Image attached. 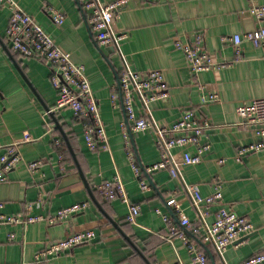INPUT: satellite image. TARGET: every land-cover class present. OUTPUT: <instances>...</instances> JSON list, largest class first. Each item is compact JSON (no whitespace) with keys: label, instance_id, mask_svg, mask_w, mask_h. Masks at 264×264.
<instances>
[{"label":"crops","instance_id":"obj_1","mask_svg":"<svg viewBox=\"0 0 264 264\" xmlns=\"http://www.w3.org/2000/svg\"><path fill=\"white\" fill-rule=\"evenodd\" d=\"M109 3L114 0H101ZM17 4L48 32L72 60L84 64L106 128L109 150H91L82 127L70 108L55 110L57 93L51 82L52 66L36 58H25L12 49L6 36L11 10L0 7V155L19 143L22 160L0 181V214L30 213L45 216L33 222L0 221V264H195L188 245L177 237L168 240L169 226L160 208L171 214L166 200L176 196L193 222L211 223L217 204L196 205L190 187L203 195L212 194L221 182L223 203L253 222L255 229L231 245L223 254L210 240L190 231L188 237L203 248L210 264H238L264 252V150L240 161L238 148L257 139L241 123L237 107L264 97V48L250 41L241 44L236 55L225 37L244 34L264 25L250 11L264 0H128L112 23L115 32L127 33L119 45H101L88 23V12L79 0H16ZM53 6L66 14L58 24L46 10ZM198 32L204 47L221 68L191 74L184 52L175 41L192 42ZM130 68L137 71L160 69L169 86L170 97L144 104L137 109L153 126L131 131L139 164L144 167L161 159L155 126L171 125L185 108L195 110L209 126L203 139L210 151L198 164H185L184 153H196L194 145L175 147L170 168L144 172L151 189L143 191L135 176L125 147L123 124L127 125L119 79ZM200 85L203 88H200ZM216 92L220 99L203 101V94ZM113 94H118L113 99ZM26 132L31 142H21ZM61 138V139H60ZM60 140L65 143L61 148ZM42 160L32 173L29 162ZM224 160V162H221ZM119 177L129 201L105 196L98 185ZM89 202L83 210L55 223L48 221L64 207ZM131 204L141 213L135 223L127 219ZM204 213V214H203ZM94 238L62 254L37 259L50 243L83 230Z\"/></svg>","mask_w":264,"mask_h":264},{"label":"built area","instance_id":"obj_2","mask_svg":"<svg viewBox=\"0 0 264 264\" xmlns=\"http://www.w3.org/2000/svg\"><path fill=\"white\" fill-rule=\"evenodd\" d=\"M127 2L128 0H114L109 3H103L101 0H79L81 7L88 12V23L101 45H119L126 38L127 33L115 32L112 23L116 17H119L122 7ZM0 7H8L11 10L6 36L12 49L25 58L44 60L52 66L51 82L57 93L55 110L70 108L74 112L75 118L82 127L86 143L91 150H109L106 128L97 98L87 78L85 65L74 62L70 54L63 50L33 16L17 4L16 0H0ZM46 10L58 24L65 21L66 14L62 10L53 6H46ZM250 11L259 21H264V3L252 5ZM225 39L233 44L237 56L242 54L241 44L244 41H250L255 46L264 48V25L242 35L235 34L225 37ZM175 46L184 52L189 70L193 75L203 70L221 68L226 65L215 61L205 49L202 32H198L192 42L177 39ZM119 87L129 122L127 125L125 122L123 124L125 147L139 186L143 191L151 189V184L144 177V172L152 173L160 169L170 168L172 175L177 176L178 164L174 161L172 164L170 158L172 148L194 145L197 148L196 153L186 151L184 163L198 164L203 160L205 154L211 149V144L203 139L204 131L209 123L197 116L194 109L185 108L171 125L155 126L156 144L162 151V157L157 162L142 167L138 162L130 134L131 131H146L153 124L147 116L138 113L137 102L140 98L146 105L157 99H168L170 97L169 86L164 72L160 69L137 71L126 68L120 76ZM200 88L203 86L200 85ZM118 97V94H113L114 100ZM202 99L203 101H216L220 99V96L216 92H209L207 95L203 94ZM237 112L241 118V123L250 127L257 137L255 141L238 148L236 158L242 161L248 155L264 150V97L254 98L249 102L240 104L237 107ZM32 140L33 136L26 132L21 142H31ZM19 143L15 142L8 145L4 153L0 155V181L8 180L9 172L22 160ZM43 163L42 160H35L29 162L28 166L30 171L35 173L40 170ZM98 189L108 198H121L124 201H129L126 188L119 177L104 180L98 185ZM189 189L196 205L217 204L219 206L213 222H193L186 213L182 202L175 195L168 197L166 204L173 210V214L178 216L179 223L184 229L178 227L169 212L160 208L156 211L162 215L169 226L168 240L174 243V239L177 237L183 239L184 243L188 245L192 261L195 264H210L207 253L197 242L188 237L187 230L200 235L203 239L210 240L217 251L223 254L243 236L251 233L255 226L248 216L238 213L222 202L223 191L220 181L217 180L212 194L203 195L196 186H191ZM88 204L89 202H82L61 208L57 214L48 217V221L55 223L83 210ZM2 206L3 204L0 203V207ZM31 208L32 205L29 204L27 214H0V221L14 223L46 219L45 216L32 215L30 213ZM140 213L141 206L131 204L127 219L135 223ZM93 238L94 232L91 229L73 232L50 243L45 249L37 253V259L62 254L66 250H70L78 244L89 242ZM238 264H264V252L254 254Z\"/></svg>","mask_w":264,"mask_h":264},{"label":"trees","instance_id":"obj_3","mask_svg":"<svg viewBox=\"0 0 264 264\" xmlns=\"http://www.w3.org/2000/svg\"><path fill=\"white\" fill-rule=\"evenodd\" d=\"M61 139V138H60ZM61 142H60V146L59 147H63V148H65V143L62 141V140H60Z\"/></svg>","mask_w":264,"mask_h":264}]
</instances>
